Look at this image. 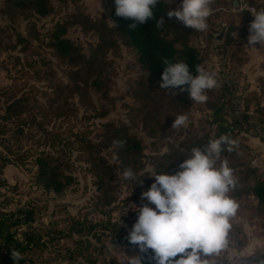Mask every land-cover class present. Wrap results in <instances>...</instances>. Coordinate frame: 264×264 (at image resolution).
<instances>
[{
	"label": "rangeland",
	"instance_id": "374dc122",
	"mask_svg": "<svg viewBox=\"0 0 264 264\" xmlns=\"http://www.w3.org/2000/svg\"><path fill=\"white\" fill-rule=\"evenodd\" d=\"M49 2L50 14L40 17L29 6L0 0V118L18 98H27L28 111L23 116L26 124L18 123L23 126L19 136L14 134L17 122L0 120V127L6 126L0 132V245L13 234L28 246L25 264H127L129 255L139 250L117 240L127 236L137 218L133 205H141V191L154 179L148 175L176 171L192 140L215 130L207 119L220 83L211 67V51L202 46L214 44L208 36L221 24L239 28L247 15L235 11L232 0H213L207 31L194 29L192 44L200 48L204 67H210L217 79L216 87L207 90V100L194 103L177 99L143 73L137 52L114 29L111 0ZM179 5L180 0H173L174 10ZM57 33L77 48V65L51 48ZM244 41V51H249L244 62L250 64L246 75L242 72L244 90L255 109L264 104V47L255 43V51L247 38ZM178 114H185L187 121L171 128ZM108 125L141 140L142 152L117 148ZM233 139L237 164L257 167L264 174V140ZM52 142L54 155L75 176L74 184L61 194L46 190L37 180L35 159L40 152H52ZM4 159L12 163L4 165ZM222 160L220 156L217 165ZM125 168L144 175L143 184L118 179ZM236 191L229 192L238 208L230 219L227 246L210 255L208 264H255L264 256V211L253 196ZM28 213L33 219L25 222Z\"/></svg>",
	"mask_w": 264,
	"mask_h": 264
},
{
	"label": "clouds",
	"instance_id": "9594fccd",
	"mask_svg": "<svg viewBox=\"0 0 264 264\" xmlns=\"http://www.w3.org/2000/svg\"><path fill=\"white\" fill-rule=\"evenodd\" d=\"M157 3L158 0H114L115 14L131 18L134 23L130 27L143 25L154 17ZM212 3L213 0H180L179 7L169 9L167 16L205 32L209 27L207 19L213 11ZM234 8H240V0L239 6ZM249 11L254 18L249 24L247 45L256 48L253 45L259 43L264 47V8ZM163 24V18L156 21L157 27ZM163 65L160 87L174 96L179 88L181 92L187 91L194 103H203L207 100V90L217 85L216 73L202 65L197 64L190 71L183 60L170 62L166 58ZM186 121L185 114H178L171 128H180ZM114 143L122 146L123 141ZM236 145L237 140L229 134H221L208 139L203 149L191 147L176 171L159 170L148 175L154 179L141 191V205L132 204L137 218L126 239L139 251L129 255L127 264H142V254L150 250L152 264H208L210 255L218 254L227 246L230 219L238 208L229 195L236 186V177L227 159L219 165L217 161L222 152H231ZM142 176L125 168L118 179L134 180L135 185H142ZM10 257L18 264L22 254L13 249ZM255 264H264V256L257 257Z\"/></svg>",
	"mask_w": 264,
	"mask_h": 264
},
{
	"label": "trees",
	"instance_id": "16d2710c",
	"mask_svg": "<svg viewBox=\"0 0 264 264\" xmlns=\"http://www.w3.org/2000/svg\"><path fill=\"white\" fill-rule=\"evenodd\" d=\"M8 1L14 3L15 6L19 8H26L29 6L32 8L33 13L40 17H46L51 12L49 0ZM235 1L236 0H234V2ZM263 1L264 0H248V4L254 9H260L264 8ZM111 2L114 4V0H111ZM172 3L173 0L171 3L170 0H158L154 9V17L145 24H137L135 27H130V25L134 23L131 18L120 17L115 14V10L113 12L114 29L124 38L126 43L137 52L138 65L148 79L155 84H160L161 82V73L164 68L163 60L165 58L170 62L183 60L189 65L190 71L194 70L197 64L204 66L200 48L192 44L191 36L194 29L185 26L175 17L169 18L167 16V11L169 9L174 10ZM230 5L233 7L234 3L232 4L231 2ZM245 13L247 18L242 26L237 28L236 25L227 23V32L224 42L216 43L219 52L228 54L230 60L238 68H241L243 62L248 58L247 54H245L241 39L248 36V20L251 22L254 18L251 12L247 11ZM161 18H163L165 24L157 27L156 21ZM222 27L223 24L219 26L217 31L211 32L208 38L214 41L215 35L221 31ZM51 48H53L61 58L68 61V63L77 65L79 56L77 48L69 39L64 38L60 33L55 34L52 38ZM225 92V86L218 88L217 100L213 107V112L207 119L209 124L214 127V132H206L202 137L193 139L189 150L193 146L203 149L208 143V139L216 138L221 134H228V125H226L227 108L222 101ZM176 93L177 99L179 100L188 101V99H191L187 91L181 92L179 88H177ZM248 98L249 96L245 99V106L249 113L245 114V120H253L255 123L254 125L258 126V131L264 135V107L259 104L255 109H252L248 104ZM26 101L27 98L25 97L15 99L7 105L6 114L0 118L3 123L12 121L10 123L13 124V122H17V128L14 129L15 136H19L21 133L23 134V126H19L18 123L22 125L26 124L23 119V116L28 112L26 106H24V102ZM31 123H35L34 117ZM4 127H0L1 133L5 132ZM108 134L113 143L114 141H123L122 146L114 144L124 152L140 154L143 150L141 140L129 134L126 129L108 125ZM262 139L264 140V137H262L261 140ZM48 141L50 142L49 138ZM51 145L50 148L52 152H40L35 159V165L38 171L37 180L46 190L61 194L74 184L75 176L70 172L68 164L54 155V143L52 142ZM221 156L227 159L229 166L234 170V175L236 177V186L234 189L237 191L241 189V193H244V195L253 196L258 207L264 211V174H262L257 167H242L237 164L236 160L239 157L237 145L231 152H222ZM11 163L10 160L4 159V165ZM32 219V214L28 213L25 222ZM21 223L22 220L17 221V224ZM121 241L129 243L126 236H121L117 240L118 243ZM27 247L28 246H24L19 240L14 238L13 234L8 233L5 236V243L0 245V264H14L10 257V253L13 249L18 250L22 254V259L18 264H25L26 259L23 253ZM142 256V264H152L151 250L147 254H142Z\"/></svg>",
	"mask_w": 264,
	"mask_h": 264
},
{
	"label": "built area",
	"instance_id": "2783aa9c",
	"mask_svg": "<svg viewBox=\"0 0 264 264\" xmlns=\"http://www.w3.org/2000/svg\"><path fill=\"white\" fill-rule=\"evenodd\" d=\"M236 1L239 6V0ZM234 7L233 9L235 11L250 12L249 10L254 9L249 6L248 0H240V8ZM205 37H207V34ZM201 39L204 41L203 37H201ZM213 51L217 57V73L220 87H226V92L222 101L225 103L227 108V133L234 138L264 137V135L258 131V126L254 125L255 123L253 120H245V114H248L249 112L246 110L245 106V99L248 92L244 90L245 82L242 74L243 71L235 67V64L230 60L228 54H222L219 52L216 43Z\"/></svg>",
	"mask_w": 264,
	"mask_h": 264
},
{
	"label": "crops",
	"instance_id": "0c3cea01",
	"mask_svg": "<svg viewBox=\"0 0 264 264\" xmlns=\"http://www.w3.org/2000/svg\"><path fill=\"white\" fill-rule=\"evenodd\" d=\"M238 12V11H237ZM239 12H247V11H239ZM218 34V33H217ZM247 38V37H246ZM203 42V41H202ZM241 42L243 43V45H244V47H246V44H245V41H244V38L243 39H241ZM215 43H218V42H216V40H214V44H212V45H210L209 43L206 45V47H205V43L203 44V46H202V48H209V50L211 51V54H210V57L212 58V61H213V63L211 64V67L212 68H214L215 69V71H217V57H216V55H215V53H214V51H213V49H214V47H215ZM198 47V46H197ZM253 50H255V51H257L256 50V48H254ZM245 52H247L248 54H247V57H248V55H249V51H248V49L246 48L245 49ZM262 61H264V58L262 59ZM210 68V67H209ZM242 69V71H244V73H245V75H246V73H247V70L250 68V64L248 63V61H246V62H244L243 64H242V67H241ZM262 107H264V104H260Z\"/></svg>",
	"mask_w": 264,
	"mask_h": 264
},
{
	"label": "water",
	"instance_id": "95a60500",
	"mask_svg": "<svg viewBox=\"0 0 264 264\" xmlns=\"http://www.w3.org/2000/svg\"><path fill=\"white\" fill-rule=\"evenodd\" d=\"M234 6H238L237 1L234 2ZM226 32H227V25L224 24L221 31L215 35L216 42L223 43L224 39H225Z\"/></svg>",
	"mask_w": 264,
	"mask_h": 264
}]
</instances>
